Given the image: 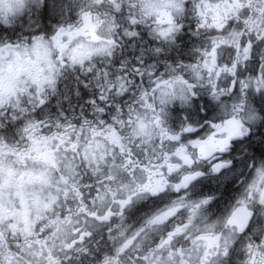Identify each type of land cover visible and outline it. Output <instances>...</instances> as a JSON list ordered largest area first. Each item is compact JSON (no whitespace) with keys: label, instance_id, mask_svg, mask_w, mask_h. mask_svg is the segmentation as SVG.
Instances as JSON below:
<instances>
[{"label":"clouds","instance_id":"1","mask_svg":"<svg viewBox=\"0 0 264 264\" xmlns=\"http://www.w3.org/2000/svg\"><path fill=\"white\" fill-rule=\"evenodd\" d=\"M0 264H264V0H0Z\"/></svg>","mask_w":264,"mask_h":264}]
</instances>
